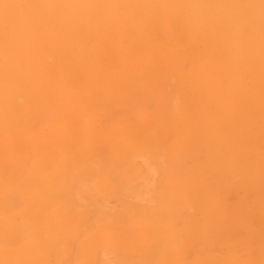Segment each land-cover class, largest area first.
<instances>
[{
    "label": "rangeland",
    "instance_id": "374dc122",
    "mask_svg": "<svg viewBox=\"0 0 264 264\" xmlns=\"http://www.w3.org/2000/svg\"><path fill=\"white\" fill-rule=\"evenodd\" d=\"M43 1L45 0H24V2L21 1L24 5H21V3L18 5V7L22 9L20 13L24 12V9L30 7L35 10L39 9L41 17L43 16V18H49L51 16L48 19V23L52 24H49V27H45L44 23H38V21L36 23L38 30L36 29L35 34L39 37L41 42L38 48L39 52L44 49L43 53L40 52L41 55L44 54L42 61L38 59L40 61L38 64H41L42 68L37 65L36 71H34L30 68L31 65L28 66L24 64V66L19 62L15 65V69L17 68L16 71L19 72V77L23 72V78H19L18 76L16 78L18 73L15 71L11 73L10 71L4 72V74L0 75V81H5L4 83L3 81L0 82V86H3L0 87V92L7 89L10 95L12 94L7 99L3 100L4 103L2 100L0 101V112L7 111L9 114L2 119L3 123L5 122V125H7L4 128V130H6L4 134L0 127V140L4 138L3 135L8 133V131V134H14L22 129L26 137H37V135L39 137L33 139L32 149L29 151H24L25 145L23 142H14L11 148L12 153L0 159V168H2L0 170L1 174L3 173L2 170H4V174H2L3 178L0 177L1 185L4 180L7 184L10 183L12 178L11 172L21 174V176L19 174V177L15 180H11V183L14 185L13 188H16L26 180H38L40 177L42 178L43 176H41V174L49 172L54 167L71 169L72 165L75 166L77 163L81 165L87 162L84 165L90 167H95V165L96 167H104L105 173L109 175L107 177L113 179L111 183L117 180L113 185L115 188H119V182L123 184L124 180H121V178L118 180L117 178L119 175L117 173L122 171L127 165L124 166V161L118 159L119 162L116 156L131 155L137 150L144 152L156 151L152 154L155 155L156 158L159 157L157 160H160L164 167H169V158H171V172L177 179L180 187L185 185L184 169L190 170L189 174H187V178L189 182H191L193 188L188 193L186 190L183 191L185 197L183 196L182 199L180 198L181 200L177 197L175 199L174 195H176V189H172L171 185H169V188L167 186V190L170 189L168 191L169 193L167 194L164 192L167 195L170 194V197L167 196V199L170 200H167L165 203L167 204L166 209H168L172 202L179 203L182 207L181 201L184 199L189 206L183 207H187L186 211L189 213L190 219L193 220L188 229L187 226L183 224L177 236V241H182L179 245L180 248L183 249L181 255L184 258L180 264H184L186 261H191L192 259H194L196 264H206L205 260L207 258L213 260L210 264H223V261L234 257L240 259L237 261V264H264V180H262L264 179V100L261 101V99H264V96H262L264 95V79H262L264 78V72L261 73L257 71L258 69L255 68L253 70L252 68L253 71L248 73L247 66H243L242 64L236 69H233L224 59V56L220 55V59L223 58L224 60L219 61L217 64L218 66H215L216 68L213 69L212 73H214L213 75L216 78V82L220 84V90L223 89L224 91H221L223 96H227V101L222 102L223 104L221 105L218 101L213 99L209 100V97L205 96L206 86L204 83L207 80V73L212 69L211 58L215 51H211L210 46L204 43L203 35L199 29V35H197V29H194L188 22H185V26L181 27L184 21L181 20L180 17L175 18L181 14V11L180 14L178 13L179 7L176 8L177 13H173L174 15H170V18L168 17L169 21H165V18L160 16L162 13L157 11V6H155L152 0H133L132 3L128 0H123L121 2L118 0L121 5L117 7L118 10L116 6L119 2H114L116 4H114V8H116L115 13L114 10L113 13L110 12L111 10L108 6H104L102 2L105 0H94L92 2L90 0V4H88V0H63L64 2L62 4L60 2L61 0H53L56 10L51 9L50 3L52 0ZM70 3L73 6L72 9H70V7H72ZM10 5L15 6L16 4L12 1L10 2V0H0V9L4 6V12L7 11L6 7ZM45 5H47L46 8H44ZM79 6H81V8ZM122 6L123 8H121ZM149 7L151 9H149ZM19 8L16 10L13 7V13L11 12L9 14L0 12V20L2 19L0 21V24L2 23L0 25V30L3 28L0 35L1 37L4 35L2 39H0V50L3 49L6 40L9 39L12 41L14 39V44L18 41L17 32L14 26H10V24L12 21V24H14V22L19 19V15L23 16L24 13H16V11L20 10ZM94 8L96 10H94ZM90 10L92 13H89L91 12ZM117 11L119 13L118 16ZM127 11L128 13L129 11L132 13H127V15H125ZM152 11L154 13H150ZM54 12L57 15H55ZM101 12L104 15L101 14ZM72 13L76 14L70 15ZM106 13H111V16L106 15ZM62 14L70 15L74 19L76 17V22L74 19L72 20L73 26L68 23L64 25ZM122 14L125 15L123 16V18H125L123 20L120 19ZM88 15L89 17H87ZM92 15H97L99 18H97V16L93 17ZM105 15L108 16L107 23L105 20L102 21ZM116 16L120 19V24L118 21L119 19L117 18L116 20ZM152 16L155 17V20ZM4 19L6 22L3 21ZM162 20L164 21V25ZM173 20L174 22H172ZM89 21L91 23H88ZM100 21H102V23ZM154 21L157 23H153ZM124 22L126 25H123ZM106 24L109 25L107 26ZM5 25H8V27ZM76 25L80 26V29ZM111 25H113V27ZM115 25H117L116 28ZM168 25L171 26L169 27ZM9 26L11 29H9ZM38 26H41L40 29ZM70 26L73 28L72 30ZM99 26L101 30H99ZM177 26L184 30L178 29ZM41 29L44 30L42 31ZM10 30H14V34L10 32L11 35L9 36L8 31ZM59 32H61V34ZM194 32L196 33L195 35H193ZM39 33L42 34L39 35ZM48 33L54 37V48L46 47L45 42H47ZM43 34L46 35V37ZM56 34L57 36H55ZM67 34H71L72 36L68 37ZM10 37L13 39L11 38V40ZM58 38L60 40H58ZM55 48H57V50ZM44 57L46 59L49 57V59L46 61ZM0 59H2L1 55ZM222 61L227 63L225 64ZM207 66L208 68H206ZM20 68L22 69L21 73ZM238 69L239 71H237ZM218 70L220 72H217ZM221 71L223 74L219 75ZM253 72L255 73L253 74ZM24 74H27L28 77ZM7 76L10 78L14 76V78L11 80ZM197 77L199 80H197ZM232 77L234 79L231 80ZM235 77L239 79L237 80ZM4 78L10 79V81L6 82L7 79ZM18 78L19 82L15 81V79ZM221 81L223 87L225 86L226 88L221 86ZM224 81L226 82L224 83ZM236 82L238 85H236ZM244 82L245 84L243 85L242 83ZM1 83H3V85ZM245 90H247V94ZM225 92L228 94H225ZM243 94L248 95L249 98H247L246 95L243 96ZM249 94H251V96ZM254 94L255 99L253 97ZM63 95L67 97V103L59 105L58 98ZM53 96L55 99L53 101L54 103L51 102ZM174 99H176L175 102L173 101ZM10 101H12V103H10ZM29 106H31L30 109ZM175 108H177V110H175ZM75 109H80V113L76 112ZM10 111L11 113H9ZM12 120L16 121H13V123ZM11 127L12 129L10 131L9 128ZM24 131L26 132L24 133ZM124 134H130L128 144L122 141V135ZM115 145H117V147H115ZM149 147L151 149H149ZM247 149L249 151H247ZM251 150L253 152H251ZM31 153L32 156L35 155L36 158L37 163L35 167L33 166L32 159H30L31 155L29 154ZM179 154L181 156H179ZM247 154H249V157ZM71 158H78V162L72 165L66 164ZM150 158L152 157H149V159ZM214 158L218 160L215 161ZM114 159H116L115 163L113 162ZM222 159H224V161ZM226 160L229 161L226 163ZM26 163L28 165H25ZM180 163H183V165ZM17 165L18 168H16ZM178 165L181 166L180 169ZM204 165L206 166L204 167ZM236 166H238L237 169L235 168ZM25 167H28L26 171H24ZM110 167L114 169L111 170ZM73 169L74 168L71 170ZM234 171H236L235 174H232ZM160 172L161 171H159V175L156 176V178H160L159 176L162 173ZM75 175V178H78L79 174L76 173ZM22 178L23 180H21ZM7 179H9V181H7ZM157 180L158 179H156V181ZM194 180L197 181L195 182ZM7 188H12V186H7ZM50 192L51 193L48 194H53L56 191L53 192V190H50ZM56 194L54 193V196L52 195L54 199L58 200L60 197L63 198L58 200L57 203L61 204L66 202L62 201L65 200L63 196L58 198V196H55ZM187 194L193 199L191 203L188 202ZM198 206L203 209L198 210ZM18 207V209H20L21 206ZM211 208H214L217 214H212ZM18 209L15 211H19ZM217 209L219 210L217 211ZM128 222L129 221L121 223L129 230L127 234L130 237L132 224L130 222L128 224ZM78 229L81 231L80 226L77 227V230ZM168 229L166 228L165 230L167 231ZM206 237L211 241H208ZM204 240H206V245L202 244L205 242ZM156 242L155 240L153 244ZM214 242L216 243L214 244ZM158 245L153 247L156 249L157 253L154 252L155 250L153 248H150V252L153 250L152 253L156 254H159L158 251L160 252V250L163 252V247L159 245L161 248L159 249ZM126 246L130 247L128 244ZM150 246H152V243ZM156 247H158V249ZM192 247L194 248L193 250ZM11 248L15 249L17 246L14 245V247L11 246ZM210 248L212 249L211 251ZM192 251L194 253H192ZM150 252L147 251L148 257L145 253L143 258L147 257V259L149 258L148 261H150ZM152 253L151 256L153 258L154 256ZM128 254L131 255V253ZM160 254L152 260L157 261L158 259L160 261L159 257L161 258L162 256ZM242 255H245L243 256V259L246 260L244 263V260L241 258ZM197 257H199V259ZM47 261L50 262L49 259H47ZM47 261L45 260V262ZM154 261L151 262L154 263ZM159 261H157V264L161 263Z\"/></svg>",
    "mask_w": 264,
    "mask_h": 264
},
{
    "label": "bare ground",
    "instance_id": "6f19581e",
    "mask_svg": "<svg viewBox=\"0 0 264 264\" xmlns=\"http://www.w3.org/2000/svg\"><path fill=\"white\" fill-rule=\"evenodd\" d=\"M11 1L14 2L16 5L15 6H11V5L7 6L6 12H4V10H3L4 6H3L0 9V12H2L4 14H9L11 12L13 13V11H12L13 7H14V9L18 10V8H19L18 5L21 3V1L24 2V0H10V2ZM45 1H43V2H45ZM88 1H89L88 4H90L94 0H91V2H90V0H88ZM121 1H123V0H120V2ZM128 1L130 3L133 2V0H128ZM152 1L155 4V6H157L156 7L157 11H159V13H162V14H160V16H163V18H165V21H169V18L171 17L170 15H174L173 13L176 12V10H177L176 8L179 7L180 9H179L178 13L180 14V11H181V14L176 16L175 18L180 17V19L184 21V22H182L183 25H181V27L182 26L184 27L185 26L184 23L188 22L189 24H191V26L194 29L195 28L197 29L196 30L198 32L197 35H199V30H200L201 34L203 35L204 43H206L207 45L210 46L211 51H215L212 58L210 57L211 61H212V69L210 71L208 70L209 71L208 73L206 72L207 73V80L204 83V85L206 86V93L205 92L204 93H205V96L209 97L208 98L209 100L213 99L215 101H218V103L221 105L223 104L222 102L227 101L226 100L227 96L226 97H225V95L223 96V93L221 92V91H223V89L220 90V84L218 82H216V78L213 75L214 73H212L213 69L218 66L217 64L219 63L220 60L225 59L233 69H236L238 66H240L242 64L243 66L244 65L247 66L246 68H248V71H247L248 73H251L255 68L258 69L257 71H259L261 73L264 72V0H152ZM43 2H41V3H43ZM60 2L62 4L64 1L61 0ZM114 2L118 3L119 1L118 0H105L102 3L104 4V6H106V7L108 6V8L111 10L110 12L113 13V10H114V13H115V9L118 6H120L121 3L119 2V4L116 6V8H114V4H115ZM35 3H36V1H35ZM22 4L23 3H21V5ZM50 4H51V9L56 10V7L54 5L55 3L53 4V0L51 1ZM76 4H77V2H76ZM80 4H82V3H80ZM147 4H149V3H147ZM12 5H14V4H12ZM26 5H28V4H26ZM85 5H86V3H85ZM85 5H83V6H85ZM46 6L47 5H45L44 8H46ZM70 6H72L71 3H70ZM61 7H62V5H61ZM79 7L81 8V6H79ZM72 8H73V6L70 7V9H72ZM101 8H103V7H101ZM121 8H123V6ZM146 8H147V5H146ZM19 9H20L19 11L15 10L16 13L17 12H18V14L24 13L23 16L19 15V19H17L14 22V24H12L13 21L12 22L9 21V22H11L10 26L11 25L14 26V29L17 32L18 41L16 42V44H14L15 42H13L14 39L12 38L13 37L12 36V37H10V39L12 38L13 40L12 39H11L12 41H10L9 39L6 40V43H4L3 49L0 50V55L2 56V59H0V60H2V61H0V75L4 74V72L10 71V73H11L12 71H15L16 73H18L16 75V78L18 75H20L19 72L16 71L17 68L15 69V65L18 64L19 62H20V64H23V65L24 64H26L28 66L31 65L30 68H32V70H34V71H36L35 69H36L37 65H39L40 68H42L41 64H38V63H40V61L38 59H41V61H42L44 54L41 55L40 52L43 53L44 49L43 48H42L43 50L40 49L41 51L39 52L38 48L40 47L41 42L39 40V37L35 34L36 29L38 30V28L36 27V23H37V21H38V23H44L45 27H49V24H52V23H48L49 22L48 19L51 16L49 15L50 16L49 18H43V16L41 17L39 9L35 10L34 8L28 7V8L23 10L24 12H21V13H20V11H22V9L21 8H19ZM48 9H49V7H48ZM85 9H87V8H85ZM149 9H151V8L149 7ZM94 10H96V9L94 8ZM66 11H67V9H66ZM68 11H70V10H68ZM123 12H125V11H123ZM123 12H121V13H123ZM84 13H85V11H84ZM89 13H92V11ZM117 13H118V11H117ZM127 13H128V11L126 12L125 15H127ZM129 13H132V12L129 11ZM150 13H154V12L152 11ZM54 14H55V12H54ZM73 14H76V13H72L70 15H73ZM101 14H103V13L101 12ZM101 14H100V16H101ZM55 15H57V14H55ZM70 15L62 14V19L64 21V25H65V23H68L69 25L73 26L72 20L74 18H72ZM106 15L111 16V13L110 14L106 13ZM106 15L103 16V18L102 17L101 18L103 19L102 21L105 20L107 23L108 16H106ZM118 15H119V13L117 14V16ZM125 15L122 14V17L120 16L121 17L120 19L121 20L125 19V18H123V16H125ZM84 16H85V14H84ZM96 16H93V17H96ZM117 16H116V20L118 18ZM46 17H48V16H46ZM87 17H89V15ZM134 17H136V16H134ZM92 18H90V19H92ZM97 18H99V17L97 16ZM109 18H111V17H109ZM113 18H114V15H113ZM153 18L155 20V17H153ZM14 19H15V17H14ZM14 19H12V20H14ZM75 19H76V17H75ZM75 19H74V21H75ZM120 19L118 20L119 24L121 22ZM111 20H113V19L111 18ZM131 20H132V18H131ZM3 21L6 22L5 19ZM50 21H53V20H50ZM58 21H61V20H58ZM96 21H98V20H96ZM102 21H100V22L102 23ZM130 21H129V23H130ZM4 22H3V24H4ZM163 22L164 21L162 20V23ZM172 22H174V20ZM88 23H91V22L89 21ZM129 23H128V25H129ZM153 23L156 24L157 22L154 21ZM110 24H111V22H110ZM92 25H95V24H92ZM98 25H99V22H98ZM117 25H115V28ZM123 25H126V23L124 22ZM163 25H164V23H163ZM5 26L8 27V25H5ZM71 26H70V29L72 30L73 28H71ZM111 26L113 27V25H111ZM127 26H125V27H127ZM168 26L170 27L171 25H168ZM174 26H173V28H174ZM40 27H39V29H40ZM61 27H62V25H61ZM77 27H79V29H80V26H77ZM103 27H105V26H103ZM137 27H138V24H137ZM177 28L181 29V30L183 29V28H179V26H177ZM9 29H11V27ZM45 29H47V28H45ZM57 29H58V27H57ZM1 30H0V32H1ZM41 30L43 31L44 29H41ZM99 30H101L100 26H99ZM82 31H83V29H82ZM185 31H187V30H185ZM10 32H13L12 34H14V30L13 31L10 30V31H8L9 36L11 35ZM44 32H46V31H44ZM42 33H39V35H41ZM59 33L61 34V32H59ZM184 33H186V32H184ZM102 34H103V32H102ZM195 34L196 33L194 32L193 35H195ZM47 35H48V39H47V42H45L46 47L51 48L54 45V43H53L54 37H53V35H50L49 33ZM44 36L46 37V35H44ZM55 36H57V34ZM70 36H72V35L71 34L68 35V37H70ZM2 37L0 35V39H2ZM196 38H198V37H196ZM3 39H5V38H3ZM41 39H43V38H41ZM58 40H60V39L58 38ZM42 43H44V42H42ZM57 44H58V42H57ZM59 44H60V42H59ZM1 46H2V44H1ZM41 46H42V44H41ZM55 49L57 50V48H55ZM56 52H58V51H56ZM78 52H80V51H78ZM220 55H223L224 59L223 58L220 59ZM47 58L49 59V57H47ZM48 59H46V61ZM36 61H39V62H36ZM222 62H224V61H222ZM206 68H208V66ZM252 68H253V70H252ZM21 70L22 69L20 68V73H21ZM215 70H217V69H215ZM237 71H239V69ZM217 72H220V71L218 70ZM254 73L255 72H253V74ZM35 74H36V72H35ZM222 74L223 73L221 71V73L219 75H222ZM236 74H238V73H236ZM22 75H23V72H22L20 77H22ZM24 75L27 76V74H24ZM4 76H6V75H4ZM14 76H12V78H14ZM41 76H42V74H41ZM229 76H230V74H229ZM234 76H236V75H234ZM7 77H9V76H7ZM10 77H11V75H10ZM225 77L227 78L226 75H225ZM233 77L231 78V80L234 79ZM12 78H10V79L12 80ZM19 78L15 79V81L19 82ZM217 78H219V77H217ZM4 79H7L6 82L10 81V79H8V78H4ZM35 79H34V81H35ZM262 79H264V78H262ZM197 80H199L198 77H197ZM2 81H0V82H2ZM234 81H236V80H234ZM239 81H241V80H239ZM4 82L5 81H3V83ZM37 82H38V80H37ZM225 82L226 81H224V83ZM3 83H1V84L3 85ZM242 84L244 85L245 82ZM32 85H33V83H32ZM37 85H39V84H37ZM41 85H42V83H41ZM236 85H238V83ZM250 85H252V84H250ZM221 86L223 87L222 81H221ZM247 86H248V84H247ZM0 87H3V86H0ZM38 87H40V86H38ZM246 91L247 90H245V93L247 94ZM248 91H250V90H248ZM1 92H0V101L1 100L3 101L4 99H7L9 96L12 95V94L10 95V93L7 89L5 91H3L2 93ZM16 92H15V94H16ZM228 92H230V91H228ZM200 93H202V92H200ZM225 94H228V93L225 92ZM246 94H243V96ZM252 94H253V92H252ZM249 95L251 96V94H249ZM49 96H51V95H49ZM254 96H255V94L253 95V97ZM262 96H264V95H262ZM170 97L173 98L172 96H170ZM246 97L249 98L248 95H246ZM254 99H255V97H254ZM54 100L55 99L53 96L51 98V102L54 103L53 102ZM166 100H167V98H166ZM175 100L176 99H174L173 101L175 102ZM244 100H245V98H244ZM262 100H264V99H261V101ZM58 101H59L58 102L59 105L60 104H66L67 103V97H65V95L59 96ZM3 103H4V101H3ZM10 103H12V101H10ZM41 103H38V104H41ZM177 103H179V102H177ZM236 103H237V101H236ZM236 103H235V105H236ZM256 104H258V103H256ZM51 105H53V104H51ZM8 106H9V104H8ZM42 106H43V103H42ZM26 107H28V106H26ZM30 107L31 106H29V109H30ZM0 108H1V106H0ZM10 108H11V106H10ZM79 110L80 109H75L76 112L80 113ZM175 110H177V108H175ZM230 110H231V108H230ZM169 111H171V110H169ZM9 113H11V111ZM29 113H30V111H29ZM215 113H217V112H215ZM221 114H223V113H221ZM7 115H9L7 113V111L0 112V127L2 129L3 134L6 131V130H4V128L6 127L7 124L5 125V122L3 123L2 119H4V116H7ZM12 117H13V115H12ZM13 121H16V120H12V122ZM184 122H185V120H184ZM19 124H20V122H19ZM226 127H227V125H226ZM9 129L11 131L12 127ZM22 130H18V132L14 133V134H12V133L8 134L9 133V131H8V133L3 135L4 138L0 140V159L9 156L12 153L11 148L13 147V144L16 141H21L24 143V145H25L24 151L25 150L29 151L30 149H32L31 146H32V143L34 142L33 139H36L39 136L37 135V137H34V136L33 137L32 136L26 137V136H24L25 134H23ZM25 132L26 131H24V133ZM208 132H209V130H208ZM225 132H226V129H225ZM222 134H224V133H222ZM129 135L130 134L122 135V138H123L122 141L125 142L126 144L129 143V141H128ZM214 135H216V134H214ZM230 138H231V136H230ZM207 141H208V139H207ZM211 141H213V140H211ZM213 142H212V144H213ZM221 142H223V141H221ZM115 147H117V145H115ZM207 147H209V146H207ZM149 149H151V148L149 147ZM152 151H154V150H152ZM245 151H246V149H245ZM247 151H249V150L247 149ZM155 152L156 151L144 152L141 150H137L135 153H133L131 155L129 154L127 156H122V155L118 156L117 155L118 158L116 156V159L124 161V166L127 165L124 169H122V171L117 173L119 175L117 179L120 180V178H121V180H124V183L122 182L123 184H121V182H119V188H117V187L115 188L113 185V184H115V182L117 180L114 183H111V180H113V179L110 177H107L109 175L105 173L104 167H102V168L96 167V165H95V167H90V166L84 165L87 162L79 165V163H77L78 158L77 159L71 158V160L69 159L66 162V164H71V165L77 163L75 166H73V165H72L73 167L71 166V169L74 168L73 170H71L69 168H68L69 169L68 170L66 167H65L66 169H63L61 167H54L49 172H47L45 174H41V176H43L42 178L39 176L40 179H38V180H35V179L26 180L21 185L19 184L20 186L18 185L16 188H13L14 185L11 183V180L12 179L15 180L17 177H19L20 173L17 174L16 172H11V176H12V178L10 177L11 178V180H10L11 184L10 183L7 184V182L4 179H3L4 182L2 180V182H3L2 185L0 182V264H152L153 262H151V261H154L152 259L162 252L160 250V252L158 251L159 254H156L157 253L156 249L153 248L154 246H157L158 243L160 246L163 247V252L160 254L162 256H161V258L159 257L160 261L156 258L157 261L161 262L160 264H180L184 258L181 255L183 249L180 248V245H179L182 241L179 240L180 242H178L177 236H178V233H179L181 227L183 226V224L186 225L187 229H188V227L191 226L193 220L190 219V215L186 211L187 207L186 208L183 207V206H189V204L184 199L181 201L182 207L179 203L172 202V204L168 207L169 210L166 209L167 204H165V203L167 202V200H170V199H167V196L170 197L169 196L170 194L167 195L169 193L168 191L170 190V189L167 190V186L169 188V185H171L172 189L173 188L176 189L175 190L176 195H174L175 199H176V197L179 199L180 198L182 199V197L184 196L183 191H185V190L187 191V193L190 192V190L193 188L191 186V182H189V179L187 178L188 177L187 174H189L190 170L187 169L188 170L187 171L184 169V171H185L184 172L185 185L184 186L182 185V187H180L177 179L173 176V173L171 172V169H172L171 158H169V167H164L162 165V163L160 162V160H157V158H159V157L156 158L155 155L152 154ZM251 152H253V151L251 150ZM167 154H168V152H167ZM29 155H31L30 159H32L33 166L35 167L36 163H37L35 155L32 156V153ZM248 155L249 154H247V156ZM179 156H181V155L179 154ZM149 157H152L153 159L152 158L149 159ZM215 158H216V156H215ZM116 159H114V161H113L114 163L116 162ZM216 160H218V159H215V161ZM222 160L224 161V159H222ZM227 161H229V160H226V163H227ZM219 162H220V159H219ZM243 162H244V160H243ZM259 163H258V165H259ZM94 164H96V163H94ZM180 164L183 165V163H180ZM228 164H230V163H228ZM7 165H8V163H7ZM7 165H6V167H7ZM25 165H28V164L26 163ZM100 166H101V164H100ZM178 166L180 169L181 166L180 165H178ZM205 166L206 165H204V167ZM228 166H230V165H228ZM243 166H244V164H243ZM237 167L238 166H236L235 168L237 169ZM16 168H18V165L16 166ZM16 168H15V171H16ZM27 168L25 167L24 171H26ZM1 169L2 168H0V170ZM112 169H114V168L112 167L111 170ZM202 169H205V168H202ZM225 169H226V167H225ZM31 170H30V174H31ZM111 170L109 169V171L112 173ZM246 170H248V169H246ZM2 171H3L2 174H4V170H2ZM117 171H115V172H117ZM159 171L162 172V173L160 172L161 173L159 176L160 178H158V177L156 178V176L159 175ZM236 171H234L232 174H235ZM165 172L166 173L168 172V173L166 174ZM76 173L79 174L78 178H75ZM111 173H109V174H111ZM220 173H222V172H220ZM223 173H225V172H223ZM2 174L0 172V177L3 178ZM176 174H177V172H176ZM192 174H191V176H192ZM23 175H24V173H23ZM245 175H246V173H245ZM20 176H21V174H20ZM191 176H190V178H191ZM156 179H158V180L156 181ZM21 180H23V178ZM191 180H193V179H191ZM262 180H264V179H262ZM7 181H9V179H7ZM181 181H183V180H181ZM7 186H10V187L12 186V188L8 189ZM50 190H53V192L56 191L54 193L55 194L57 193L55 196H58V198L60 196H63L65 198V200H62V201H66V202L61 203V204L57 203L58 200H61L63 198L60 197L58 200L54 199V197H52V195L54 194L53 192H52L53 194H48V193H51ZM164 192H166L167 194ZM196 195H197V193H196ZM187 197H188V202L191 203L193 199L191 198V196L189 194H187ZM172 198H173V196H172ZM204 205H205V202H204ZM18 206H21L22 209H21V207H20V209H18L19 208ZM66 207H67V209H66ZM180 207H181V209H180ZM192 208H193V206H192ZM207 208H208V206H207ZM17 209L19 211H15ZM197 209L199 210V209H203V208L198 206ZM205 209H206V206H205ZM211 210H212V214L216 213L215 212L216 210L214 211V208H211ZM218 210L219 209H217V211ZM190 213H192V212H190ZM191 216H193V215H191ZM225 216H227V215H225ZM127 221H129L132 224V226H131L132 228L130 230V232H131L130 237L127 234V232L129 230L124 225H122V223H126ZM129 222H128V224H129ZM79 226L81 228V231H79L80 229L77 230V227H79ZM166 228L167 229L169 228L168 229L169 231L168 230L166 231L165 230ZM187 229H186V231H187ZM201 231H203V230H201ZM218 231H219V229H218ZM218 233H221V232H218ZM204 235H203V237H204ZM195 236H196V234H195ZM216 236H219V235H216ZM215 238H217V237H215ZM215 238H214V240H215ZM207 239H208V241H211V240H209V238H207ZM155 240L157 242L154 243L155 244L154 245L153 242ZM204 241L205 242H203L202 244L206 243V240H204ZM221 242H223V241H221ZM151 243H152V246H150ZM215 243L216 242H214V244ZM127 244L130 247H127L126 246ZM229 244H230V242H229ZM14 245H16L17 248H15V249L11 248V246L14 247ZM159 245H158V247H159V249H161ZM158 247H156V248L158 249ZM150 248H153L155 250V251L154 250L153 251L156 253H152L153 252L152 249H151L152 252H150ZM193 249L194 248L192 247V250ZM206 249H207V247H206ZM211 250L212 249L210 248V251ZM147 251L150 252L149 253V255H150L149 257L151 258L150 261H148L149 258L147 259V257H148ZM199 251H203V250H199ZM128 253H131V255H129ZM151 253L154 256L153 258L151 256ZM192 253H194V252L192 251ZM144 254L147 255V257L143 258ZM154 254H156V255H154ZM230 255H229V258H230ZM232 255H233V253H232ZM202 256H203V254H202ZM243 256H245V255H242V257H241L242 259H243ZM227 257H228V255H227ZM197 258L199 259V257H197ZM47 259H49L50 262H48ZM142 259H144V260H142ZM45 260L47 262H45ZM238 260H240L238 257H234V258L223 261V264H237ZM155 261L153 264H157V261L156 262ZM205 261H206V264H210L213 260L207 258ZM245 261L246 260H244L243 263ZM184 264H196V263L194 262V259H192L191 261H186Z\"/></svg>",
    "mask_w": 264,
    "mask_h": 264
}]
</instances>
